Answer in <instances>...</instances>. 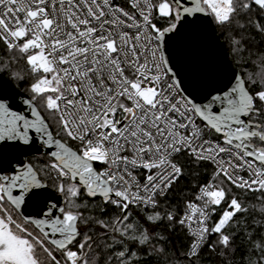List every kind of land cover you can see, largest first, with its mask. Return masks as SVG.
<instances>
[{"label": "snow or ice", "instance_id": "obj_1", "mask_svg": "<svg viewBox=\"0 0 264 264\" xmlns=\"http://www.w3.org/2000/svg\"><path fill=\"white\" fill-rule=\"evenodd\" d=\"M0 264H264V0H0Z\"/></svg>", "mask_w": 264, "mask_h": 264}, {"label": "water", "instance_id": "obj_2", "mask_svg": "<svg viewBox=\"0 0 264 264\" xmlns=\"http://www.w3.org/2000/svg\"><path fill=\"white\" fill-rule=\"evenodd\" d=\"M217 35H218V33H217ZM222 42H223V40L220 37V39L217 41V43L218 44H221ZM223 51H224V54H225V58H227V48H226V45H224Z\"/></svg>", "mask_w": 264, "mask_h": 264}, {"label": "trees", "instance_id": "obj_3", "mask_svg": "<svg viewBox=\"0 0 264 264\" xmlns=\"http://www.w3.org/2000/svg\"><path fill=\"white\" fill-rule=\"evenodd\" d=\"M221 39L223 40V37H221ZM226 48H227V46H226ZM179 243H181V238H177V244H179Z\"/></svg>", "mask_w": 264, "mask_h": 264}]
</instances>
